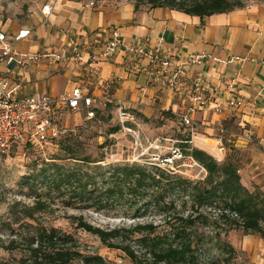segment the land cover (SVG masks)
<instances>
[{"label": "crops", "instance_id": "crops-1", "mask_svg": "<svg viewBox=\"0 0 264 264\" xmlns=\"http://www.w3.org/2000/svg\"><path fill=\"white\" fill-rule=\"evenodd\" d=\"M89 1L57 0L45 18L41 6L46 0H0V30L8 37L21 29L32 31L14 44L19 51L64 49L71 36L80 43L87 60L50 63L40 59L11 68L8 77L21 82L22 93L60 97L79 87L99 103L119 101L125 109L145 115L157 109L178 118L185 100L170 88L146 84L147 60L126 55L122 48L105 60H92L90 54L98 53L115 30L121 41L142 40L149 48L162 39L163 53L173 56L177 64L204 53L200 64L185 67L187 90L199 78L207 87L204 97L209 108L229 98L242 99L244 104L239 109L193 114L196 129L203 130L197 135V147L216 158L218 152V159L238 154L241 183L249 190L264 192V3L201 17L168 7H135L130 0H97L93 6ZM24 13H28L26 18H22ZM113 76L122 78L112 80ZM230 83L233 91L228 88ZM248 132L251 141L245 139ZM241 249L252 264H264V237L243 234Z\"/></svg>", "mask_w": 264, "mask_h": 264}, {"label": "trees", "instance_id": "trees-1", "mask_svg": "<svg viewBox=\"0 0 264 264\" xmlns=\"http://www.w3.org/2000/svg\"><path fill=\"white\" fill-rule=\"evenodd\" d=\"M131 1L135 7L142 3L201 17L243 8L236 0ZM115 105L113 101L104 102V108H116ZM91 109L95 115L100 108L94 104ZM128 111L135 116L132 110ZM118 129L115 126L110 133ZM177 139L181 142L175 148L181 158H191L204 168L202 179L190 180L174 174L170 165L161 167V161L150 166L128 163L103 166L97 164L102 159L93 160L83 152L77 137L50 138L48 143L59 148L60 153H52L47 159L36 157L31 162L32 171L22 176L20 184L27 188V195L33 201L31 205H24L22 216L16 217L13 223L22 217L36 220L37 214L57 202L63 207L95 211L129 204L133 207L127 214L131 219L143 218L151 209L160 213L168 230L158 231L159 224L153 221L137 220L128 226L100 228L81 216L76 218L77 227L96 235L107 247L121 250L135 264H199L197 252L203 242L195 236V229L207 223L211 215L214 222L224 224L225 232L235 228L241 229L244 235L264 237V192L257 188L249 190L241 183L238 161L228 156L218 161L208 152L190 146L188 137ZM24 148L39 150L30 142ZM98 179L102 180L101 184ZM173 193L184 199L176 202ZM31 227V232L22 237L8 238L7 248L14 250L21 242L24 254L17 259H0V264H116L96 252H82L76 238L55 227L41 224ZM222 249L226 255L222 261L210 260L206 264H233L237 250L224 241Z\"/></svg>", "mask_w": 264, "mask_h": 264}, {"label": "rangeland", "instance_id": "rangeland-1", "mask_svg": "<svg viewBox=\"0 0 264 264\" xmlns=\"http://www.w3.org/2000/svg\"><path fill=\"white\" fill-rule=\"evenodd\" d=\"M235 2L247 7L256 3H264V0H236ZM139 6L147 7L148 5L140 3ZM27 15L28 13L22 14V18H26ZM27 26H30L29 22ZM96 105L100 109L92 119L85 116L83 108L76 112L63 108L53 119L60 131L61 139L70 138L71 135L77 137L83 152L89 154L93 160L102 159L97 164L100 163L103 166L125 163L150 166L154 162L161 161L159 163L161 167L170 165L172 173L190 180L204 177L200 169L193 165L191 159L187 157L179 159L173 153L175 147H179L181 142L177 139L178 136L188 137V144L197 147L199 141H197V135L203 132L202 129L197 128L192 134L188 128L179 123L177 116L170 111L157 109H151L146 115L139 110L127 109L134 112V119L122 122L116 105V108H104V102L96 103ZM115 126H119L118 131L110 133V129ZM24 145L25 143L15 147L8 154L0 153V259H17L23 255L24 246L21 242L14 250L7 248L8 238L31 232V226L41 224L71 234L79 242L80 250L84 253L96 252L116 264H135L121 250L107 247L96 235L77 227L76 218L78 216L100 228L128 226L140 220L159 224L158 231L168 230V225L161 220L160 213L152 212L151 209L143 218H129L127 214L133 208L129 204H116L115 207H107L104 211H95L94 209L63 207L57 202L45 212L37 214L36 220L22 217L19 222L13 223L16 217L22 216L24 205H31L33 201V197L27 195V188L20 184L22 176L32 171L31 162L36 157L47 159L52 153H60L59 148L49 143L42 144V147L38 146V151L24 148ZM41 150H44V154ZM169 156L176 161L172 164L162 163V160ZM227 156L236 161L239 159L235 152ZM214 158L222 161L225 156L221 159ZM107 174L104 177H107ZM101 179H98V184H101ZM103 184L107 185V183ZM173 194L172 198H176L178 203L184 199L177 193ZM224 228V224L220 221L214 222L213 215H211L207 223H202L195 229V236L203 242L197 252L198 263L206 264L210 260L222 261L226 256L222 249L224 241L237 250L236 257L232 260L233 264H252L247 254L241 249L243 239L241 229L234 228L225 232Z\"/></svg>", "mask_w": 264, "mask_h": 264}, {"label": "built area", "instance_id": "built-area-1", "mask_svg": "<svg viewBox=\"0 0 264 264\" xmlns=\"http://www.w3.org/2000/svg\"><path fill=\"white\" fill-rule=\"evenodd\" d=\"M56 1L46 0L41 6V12L45 18L53 12ZM96 1L90 0L88 5L93 6ZM31 33V29H21L17 34L8 37L5 32L0 30V153L4 154L10 153L15 147L27 142L42 147V144L48 143L50 138L57 137L60 131L53 121L57 110L64 108L76 112L80 108H85L86 117L92 118L94 112L91 106L99 103L91 96L85 95L79 87L64 92L60 97H53L43 92L22 93L21 82H16L8 77L13 67H24L40 59L50 63L68 62L71 59L78 63L87 61L80 43L71 36L68 38L67 47L64 49L51 48L40 53L19 51L14 44L29 37ZM119 48H122L126 55L148 61L145 69L146 84L170 88L174 94L183 97L185 108L179 114L178 120L192 134L197 127V121L193 117L197 111L212 110L219 112L224 108L239 109L244 104L242 99L229 98L224 104L217 103L209 108L204 97L207 87L198 78L187 90L189 84L185 69L186 66L200 64L206 55L198 53L177 64L173 56L163 53L162 39L154 48H149L142 40L121 41L119 32L115 30L102 49L98 53L92 52L90 58L92 60L108 59ZM121 78V76H113L112 80ZM228 88L233 91V83H230ZM116 106L122 122L134 119V115L125 109L119 101L116 102ZM219 131L223 133L224 129L220 128ZM245 139L251 141L252 133L248 132ZM223 149L221 146L220 150ZM173 153L179 159L181 158V153L177 148L173 150ZM191 160L193 165L205 174L204 168L193 159ZM172 161V157H166L162 163L171 164Z\"/></svg>", "mask_w": 264, "mask_h": 264}, {"label": "bare ground", "instance_id": "bare-ground-1", "mask_svg": "<svg viewBox=\"0 0 264 264\" xmlns=\"http://www.w3.org/2000/svg\"><path fill=\"white\" fill-rule=\"evenodd\" d=\"M217 156L220 157V154L218 152H216Z\"/></svg>", "mask_w": 264, "mask_h": 264}]
</instances>
